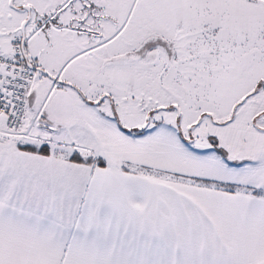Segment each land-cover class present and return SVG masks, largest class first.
Masks as SVG:
<instances>
[{"label":"snow or ice","instance_id":"6c2138e0","mask_svg":"<svg viewBox=\"0 0 264 264\" xmlns=\"http://www.w3.org/2000/svg\"><path fill=\"white\" fill-rule=\"evenodd\" d=\"M0 264H264V0H0Z\"/></svg>","mask_w":264,"mask_h":264}]
</instances>
